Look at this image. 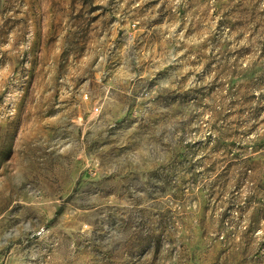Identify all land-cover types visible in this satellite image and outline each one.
<instances>
[{"label":"rangeland","instance_id":"rangeland-1","mask_svg":"<svg viewBox=\"0 0 264 264\" xmlns=\"http://www.w3.org/2000/svg\"><path fill=\"white\" fill-rule=\"evenodd\" d=\"M0 264H264V0H0Z\"/></svg>","mask_w":264,"mask_h":264}]
</instances>
